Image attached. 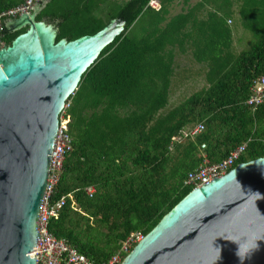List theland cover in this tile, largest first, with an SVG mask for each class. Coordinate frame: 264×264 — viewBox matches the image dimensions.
Wrapping results in <instances>:
<instances>
[{
    "label": "trees",
    "instance_id": "16d2710c",
    "mask_svg": "<svg viewBox=\"0 0 264 264\" xmlns=\"http://www.w3.org/2000/svg\"><path fill=\"white\" fill-rule=\"evenodd\" d=\"M237 1L242 24L253 35L250 47L238 53L228 24ZM22 2L0 0V12ZM173 2L49 0L36 16L58 28L57 41L93 35L113 19L126 21L66 102L74 150L54 197H65V206L49 224L57 238L97 263L131 234H149L194 189L183 181L203 155L222 161L252 138L236 165L264 157V104L255 112L245 104L264 74V0H202L168 19ZM206 5L211 9L199 19ZM27 30L7 32L6 44ZM187 48L206 66L208 86L162 113L175 49ZM201 122L205 130L195 139L174 142Z\"/></svg>",
    "mask_w": 264,
    "mask_h": 264
},
{
    "label": "water",
    "instance_id": "95a60500",
    "mask_svg": "<svg viewBox=\"0 0 264 264\" xmlns=\"http://www.w3.org/2000/svg\"><path fill=\"white\" fill-rule=\"evenodd\" d=\"M0 50V264H36L38 220L60 115L85 71L125 30L113 19L93 35L57 41L36 13ZM264 264V157L193 189L122 264Z\"/></svg>",
    "mask_w": 264,
    "mask_h": 264
},
{
    "label": "built area",
    "instance_id": "2783aa9c",
    "mask_svg": "<svg viewBox=\"0 0 264 264\" xmlns=\"http://www.w3.org/2000/svg\"><path fill=\"white\" fill-rule=\"evenodd\" d=\"M48 2L49 0H23L19 5L0 12V50L7 46L5 36L7 32H10L5 22L8 19L15 20L23 15L30 16L33 13H36L37 16ZM245 104L253 112L264 104V74L253 83L251 94ZM68 106L69 103L66 104L64 111L60 115L59 130L51 153L48 184L38 220L39 238L35 246L37 251L33 252L36 264H122L125 257L145 237L142 233L131 234L125 241H122L120 248L107 261L97 263L88 256L80 253L65 239L57 238L49 229L51 219L60 215L66 203L65 197L58 200H54V197L61 180L64 162L74 150L73 138L69 131L71 118L66 115V108ZM204 130V123H197L184 129L181 134L174 137V142L180 144L185 143L188 139H195ZM251 141L252 138H249L242 145L236 147L227 158L219 162L211 163L203 155L204 161L187 174L183 185L195 189L225 175L236 166V162L247 152L248 144ZM204 147L205 145H203ZM87 191L92 195L94 189L88 188Z\"/></svg>",
    "mask_w": 264,
    "mask_h": 264
},
{
    "label": "rangeland",
    "instance_id": "374dc122",
    "mask_svg": "<svg viewBox=\"0 0 264 264\" xmlns=\"http://www.w3.org/2000/svg\"><path fill=\"white\" fill-rule=\"evenodd\" d=\"M191 3L194 2L192 1ZM182 4L183 2H180L179 4L175 5V10H181L183 6ZM239 6L240 3L238 1L235 2L234 9L236 11L228 21V24L233 31L232 47L237 53L248 49L253 41V35L251 31L246 29L242 24L240 14L238 12ZM189 53L185 54V56L181 55L182 57L180 56L176 60V64L174 65L175 72L171 78L172 80L169 102L162 113H166L195 92L208 86V82L206 80V66L204 67L203 65H198L196 62L194 63L192 58L193 55L191 52ZM190 61H192L194 65H192Z\"/></svg>",
    "mask_w": 264,
    "mask_h": 264
},
{
    "label": "crops",
    "instance_id": "0c3cea01",
    "mask_svg": "<svg viewBox=\"0 0 264 264\" xmlns=\"http://www.w3.org/2000/svg\"><path fill=\"white\" fill-rule=\"evenodd\" d=\"M194 2V3H191V2ZM202 0H174V2L170 5V8H169V13H168V19L174 17L175 15L177 14H180V13H186L188 11L189 8L193 7L194 5H196L197 3H200ZM180 2H183V6H182V9L179 10V11H176L174 6L179 4ZM211 7L209 5H206L204 8H202V10H200L198 13H197V17L199 19H205L206 16H207V11L210 10ZM47 22V21H46ZM177 52V53H176ZM190 51V48H187L185 51H181L179 49H175V57H174V65L176 64V60L182 55V56H185V54H188ZM190 54V53H189ZM181 56V57H182ZM192 56V55H191ZM190 57V55H189ZM193 62L197 63L198 65H203L204 64H201L199 63L193 56ZM190 63H192V61H190ZM194 63H192V65H194Z\"/></svg>",
    "mask_w": 264,
    "mask_h": 264
},
{
    "label": "clouds",
    "instance_id": "9594fccd",
    "mask_svg": "<svg viewBox=\"0 0 264 264\" xmlns=\"http://www.w3.org/2000/svg\"><path fill=\"white\" fill-rule=\"evenodd\" d=\"M237 256H238V258L241 260V264H242L243 260H244L246 257L241 255L239 248H238V251H237Z\"/></svg>",
    "mask_w": 264,
    "mask_h": 264
}]
</instances>
